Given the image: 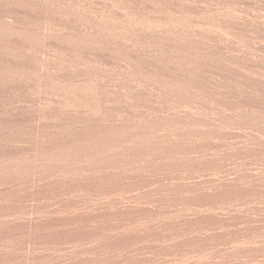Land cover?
Here are the masks:
<instances>
[{
  "label": "rangeland",
  "instance_id": "rangeland-1",
  "mask_svg": "<svg viewBox=\"0 0 264 264\" xmlns=\"http://www.w3.org/2000/svg\"><path fill=\"white\" fill-rule=\"evenodd\" d=\"M0 264H264V0H0Z\"/></svg>",
  "mask_w": 264,
  "mask_h": 264
},
{
  "label": "bare ground",
  "instance_id": "bare-ground-1",
  "mask_svg": "<svg viewBox=\"0 0 264 264\" xmlns=\"http://www.w3.org/2000/svg\"><path fill=\"white\" fill-rule=\"evenodd\" d=\"M172 22V21H171ZM142 24V23H141ZM174 25V24H173ZM107 27H110V28H115V23L113 22V19L111 21L108 22V25ZM139 27V26H138ZM142 32V31H141Z\"/></svg>",
  "mask_w": 264,
  "mask_h": 264
}]
</instances>
